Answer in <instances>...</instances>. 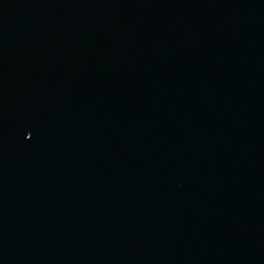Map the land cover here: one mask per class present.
I'll use <instances>...</instances> for the list:
<instances>
[{
    "label": "water",
    "instance_id": "1",
    "mask_svg": "<svg viewBox=\"0 0 264 264\" xmlns=\"http://www.w3.org/2000/svg\"><path fill=\"white\" fill-rule=\"evenodd\" d=\"M0 264H264V0H0Z\"/></svg>",
    "mask_w": 264,
    "mask_h": 264
}]
</instances>
